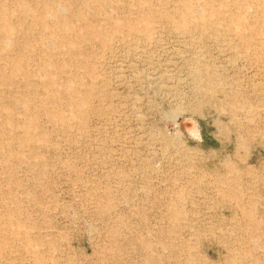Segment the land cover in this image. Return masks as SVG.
Listing matches in <instances>:
<instances>
[{"label": "rangeland", "instance_id": "374dc122", "mask_svg": "<svg viewBox=\"0 0 264 264\" xmlns=\"http://www.w3.org/2000/svg\"><path fill=\"white\" fill-rule=\"evenodd\" d=\"M0 264H264V0H0Z\"/></svg>", "mask_w": 264, "mask_h": 264}, {"label": "bare ground", "instance_id": "6f19581e", "mask_svg": "<svg viewBox=\"0 0 264 264\" xmlns=\"http://www.w3.org/2000/svg\"><path fill=\"white\" fill-rule=\"evenodd\" d=\"M22 3H23V1H21ZM24 3H26V2H24ZM26 6V5H25ZM23 8V7H22Z\"/></svg>", "mask_w": 264, "mask_h": 264}]
</instances>
